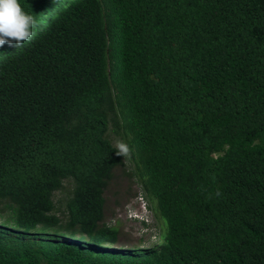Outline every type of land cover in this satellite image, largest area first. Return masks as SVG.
Masks as SVG:
<instances>
[{"label":"trees","instance_id":"trees-1","mask_svg":"<svg viewBox=\"0 0 264 264\" xmlns=\"http://www.w3.org/2000/svg\"><path fill=\"white\" fill-rule=\"evenodd\" d=\"M19 3L38 23L0 47V264H264V0ZM120 168L158 246L113 247Z\"/></svg>","mask_w":264,"mask_h":264},{"label":"rangeland","instance_id":"rangeland-1","mask_svg":"<svg viewBox=\"0 0 264 264\" xmlns=\"http://www.w3.org/2000/svg\"><path fill=\"white\" fill-rule=\"evenodd\" d=\"M129 167L130 163H128V169ZM129 184V180L123 174V169L120 168L116 171V179L107 192L106 222L118 226L121 231L120 242L113 247L129 249L155 247L163 240L162 234L167 229L166 219L157 206V198L154 197V201H151L144 196L139 184ZM130 208H134V213ZM134 214L146 219L149 228L142 230L141 223L132 217Z\"/></svg>","mask_w":264,"mask_h":264},{"label":"clouds","instance_id":"clouds-1","mask_svg":"<svg viewBox=\"0 0 264 264\" xmlns=\"http://www.w3.org/2000/svg\"><path fill=\"white\" fill-rule=\"evenodd\" d=\"M37 23L36 18L22 8L19 0H0V47L8 44L16 48L25 42H31L36 34L33 29L37 27ZM114 149L118 157L126 159L131 156L132 149L125 142L118 140ZM130 209L134 213V208ZM132 217L141 223L142 230L149 228L146 219L135 214Z\"/></svg>","mask_w":264,"mask_h":264}]
</instances>
